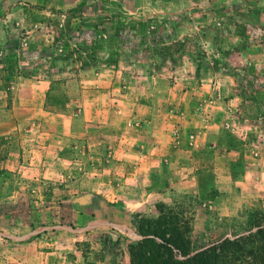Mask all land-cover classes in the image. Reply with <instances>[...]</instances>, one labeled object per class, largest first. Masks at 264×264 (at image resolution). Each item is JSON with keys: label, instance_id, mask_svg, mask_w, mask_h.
<instances>
[{"label": "rangeland", "instance_id": "1", "mask_svg": "<svg viewBox=\"0 0 264 264\" xmlns=\"http://www.w3.org/2000/svg\"><path fill=\"white\" fill-rule=\"evenodd\" d=\"M92 120L74 167L58 137ZM119 123L197 166L142 216L174 209L197 248L264 226V0H0V264L124 263L119 210L85 185Z\"/></svg>", "mask_w": 264, "mask_h": 264}, {"label": "crops", "instance_id": "2", "mask_svg": "<svg viewBox=\"0 0 264 264\" xmlns=\"http://www.w3.org/2000/svg\"><path fill=\"white\" fill-rule=\"evenodd\" d=\"M258 47L261 50L260 45ZM69 124L70 128L68 130L71 131L70 135L68 137H58L61 138L62 144L60 150L64 153V160H67L69 153H66L65 149L70 146L72 153L76 155L72 158H76L75 160H77L74 163V167L78 164L77 167L79 168L82 154L81 146L85 143H87V145L91 144V142L95 143L97 134L101 132V129H109V126L105 127L104 124H99V122L95 120L89 121L87 124H84L83 121H74ZM147 124V122L141 123V126L139 125L140 130L145 126L148 127L149 124ZM119 128L121 129L120 123L114 130V139L116 143H113L114 146L112 150L108 152L109 157L106 162L110 165H102L101 169H95L96 171L94 170L93 173L92 171L88 172L87 178L89 175H91V177L88 180L85 179V185L89 186V192L94 191L96 194H100V189L107 191L106 194H102V199L106 200L113 208L119 210L120 213L115 212V214H117L115 220L118 221L119 218H126L123 224L116 223L115 220H112L115 221L114 223L106 222L105 224L114 229L116 235L122 237L119 247L121 248L122 257L125 260L123 264H130L127 248L131 242L138 238L131 223L133 216H142L141 214L145 213V210H147L145 206L150 197H154L155 195L160 197L162 193L158 194L156 188L163 186L164 190L170 192V189L167 190L165 184L167 181L171 183L170 179L173 177V173H171L169 169H174V167L176 168V166H179V170L185 171L184 173H192L197 166L192 162L190 157H188V160L191 163L187 167H182V165L169 154L164 156L163 151L159 150V148H161L159 144L161 140L158 135H155L152 131L148 134H141L138 135V137H133L124 135ZM63 129H65L64 126ZM87 129H89V131H87ZM92 132L95 133L93 135L94 138H92ZM65 134V131H63V135ZM103 154L106 155L107 152H103ZM91 156L92 155H90V157ZM98 157L99 156L95 155L94 159ZM105 160L106 159H103V162ZM132 169L133 171H131ZM216 169L218 170V168L213 169L215 174L217 173ZM177 173L180 174L182 172ZM93 176L97 177L94 178ZM161 179L164 180L162 181ZM187 182L190 183L189 180ZM169 187L172 188V186ZM133 196L136 198H131ZM157 203L161 204L160 202ZM154 210L155 209H152L150 212L157 211Z\"/></svg>", "mask_w": 264, "mask_h": 264}, {"label": "trees", "instance_id": "3", "mask_svg": "<svg viewBox=\"0 0 264 264\" xmlns=\"http://www.w3.org/2000/svg\"><path fill=\"white\" fill-rule=\"evenodd\" d=\"M156 209L154 218L133 216L138 240L128 245L130 264H264L263 225L197 248L178 212L163 204Z\"/></svg>", "mask_w": 264, "mask_h": 264}]
</instances>
